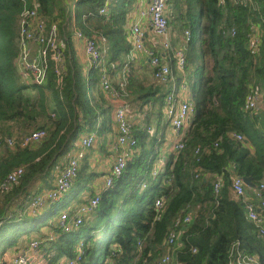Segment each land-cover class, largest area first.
<instances>
[{"label": "trees", "instance_id": "obj_1", "mask_svg": "<svg viewBox=\"0 0 264 264\" xmlns=\"http://www.w3.org/2000/svg\"><path fill=\"white\" fill-rule=\"evenodd\" d=\"M136 1L0 0V135L20 139L34 130L48 132L37 147L5 146L7 150L1 155L0 257L20 239L17 236L4 242L7 229L39 216L26 213L27 203L17 201V197L21 193L29 195V186L38 175L48 177L81 135L112 129L108 117L111 108L93 95L94 88L100 86L98 68L84 74L73 51L66 55L70 34L76 27L89 38L98 42L103 39L113 52V60L121 62L131 46L127 18ZM34 2L48 26L57 24L66 60L71 55V64L65 62L62 85H57L49 58L47 86H33L35 93L27 91L28 86L22 82L17 60L21 14ZM106 4L109 15L100 13ZM167 4L171 27L190 30L184 69L179 70L175 62L172 66L177 82L185 80L188 84L195 106L185 146L152 175L168 127L164 105L172 86L171 82H156L146 87L130 71L127 89L138 101L139 114L133 119L137 145L121 175L100 192L93 214L74 231L61 232L54 242L42 245L48 264H55L62 256L74 257L81 240L80 264H160L169 231L177 218L189 214L191 221L178 227L183 230L184 241L179 264H228L231 244L236 240L240 251L264 264V245L257 227L230 191L233 172L250 177L255 185L264 182V109H245L246 98L254 88L263 93L264 101V0H167ZM252 24L262 32L257 56L248 47ZM49 98L55 102L52 111H48ZM231 133L242 134L245 139L238 140ZM86 159L87 154L80 161L70 196L58 205L55 214L61 208L74 209V201L82 204L94 196L83 192L87 188L82 185L93 176ZM19 166H25L19 182L1 192L7 174ZM219 177L224 183L216 194L214 183ZM161 197L165 203L158 215L155 201Z\"/></svg>", "mask_w": 264, "mask_h": 264}, {"label": "built area", "instance_id": "obj_2", "mask_svg": "<svg viewBox=\"0 0 264 264\" xmlns=\"http://www.w3.org/2000/svg\"><path fill=\"white\" fill-rule=\"evenodd\" d=\"M246 2L247 0H240ZM31 8L24 9L21 14V33L18 39L20 48L18 64L22 79L31 80L32 83L38 86H46L48 80L47 63L50 60L53 62V71L56 74V82L58 86L63 83V77L66 73L64 44L59 39L58 26L56 23L48 26L45 20L39 16L37 10V3H32ZM168 4L167 0H150L146 9L137 11V20L129 22V40L131 49L129 56H133L136 51H145L149 57L150 62L155 69V78L159 82L168 83L173 79L174 72L171 65L162 61L159 53L155 49H148L144 44L145 31L142 23L147 21L151 30L157 36L155 41L158 46L169 50L171 48L169 22H168ZM101 14H108L109 9L106 4L101 10ZM185 41L190 39V30H184ZM74 36L84 42L85 51L91 58L95 66L98 68L99 85L108 91L114 98L119 97V91L111 83V71L116 68L114 63L109 66L105 64L104 53L99 46L97 40L89 38L83 32L76 28ZM155 40V39H154ZM262 42L260 37L251 28L249 35L248 47L253 55H258ZM38 46V49L34 48ZM187 57V47L179 49L173 53V59L176 62L179 70L184 69ZM185 84V82H184ZM258 92L250 93L245 101V109L252 111L258 107L260 98ZM136 103L130 101L124 102L118 106L113 116L117 135L115 141V163L111 171L105 177V190L109 188L116 177L120 176L126 166V159L132 153L137 145V140L134 136V123L132 119V108ZM165 113L170 123L171 137H176L177 140L173 143V152L177 157L185 146L186 137L192 127L195 106L190 99H185L177 96L175 87L166 96ZM131 115V117H130ZM238 140H244L242 134L232 133L231 135ZM47 137L45 129H38L29 134L23 135L20 139L11 136H0V148L8 146L16 148L17 146L26 147L35 144ZM96 132L85 133L80 136V143L76 151L65 161L62 168L56 175L54 180V188L37 195L31 202L26 213L40 215L47 203L57 204L62 193L68 191L78 176L80 161L88 151L94 148L97 141ZM218 143H215L217 146ZM200 147L196 149V152ZM153 169L152 174L156 175L162 168ZM24 166H19L11 170L1 184V192L9 191L24 173ZM222 178H218L214 183L215 193L218 194L223 186ZM230 191L232 198L236 201H241L248 219L257 227V236L264 245V182L253 187L247 185L244 178L233 172L230 176ZM251 192L250 194L248 192ZM250 195V196H249ZM42 197V198H41ZM100 202V192L94 195L90 200L84 204L77 205L74 209L70 207L64 208L60 213L58 212L56 221L50 223V230L53 233L49 236L36 237L29 240V242L20 248L14 254L10 264H35L38 259V250L42 249L45 243H52L56 240L61 232L70 233L77 229L84 220H87L92 214L97 204ZM156 208L160 215L164 208L165 199L163 197L156 200ZM75 210L74 215L70 214ZM192 216L186 215L176 219L174 228L171 229L165 239L166 251L160 259V264H179L177 257L178 253L184 246L181 231L178 227L181 224H188ZM48 226V227H49ZM82 245L76 247L77 254L71 258H64L56 264H80L83 256ZM240 242L233 241L230 248V259L228 264H262L253 255L245 254L239 250ZM142 242H138V250L140 251ZM43 250V249H42ZM195 251V249H194Z\"/></svg>", "mask_w": 264, "mask_h": 264}, {"label": "crops", "instance_id": "obj_3", "mask_svg": "<svg viewBox=\"0 0 264 264\" xmlns=\"http://www.w3.org/2000/svg\"><path fill=\"white\" fill-rule=\"evenodd\" d=\"M150 0H137L131 9L130 14L128 15L127 18V29H129V22H133L137 20L138 17V12L141 9H146ZM171 9V7H170ZM109 15V13L107 14ZM169 8H168V16H169ZM171 15H172V10H171ZM143 29L145 31L144 35V44L148 49H155L157 53L160 54L162 61L167 62L173 66V62L175 60L173 59V53L179 49L187 47V42L185 41L184 38V29L183 31H179L175 28H172V31L170 30V41H171V48L169 50L163 49L161 46H158V44L155 42L157 40V36L154 34V32L151 30L150 26L148 25L147 21L142 23ZM251 28L256 32V34L260 37L261 42H262V32L260 27L257 24H252ZM76 27L74 28V30ZM74 30L70 34V41L68 42V48H67V56L68 54L73 51L74 56L76 58V63L77 65H81L84 74H87L88 71L92 68L95 67V63L91 60V58L88 56V54L85 51L84 47V42L78 40L74 36ZM66 40L68 37H63ZM155 39V40H154ZM98 42V41H97ZM99 46L101 47L103 53H104V58H105V64L109 66L111 63H114L116 65V68L111 71L112 74V80L111 83L114 87H116L119 91V97L114 98L108 91L103 89L101 86L95 87L93 91V95L96 96L98 99L102 100L107 106L111 108L110 113L108 115L109 119L113 122L112 124V129L104 131L102 133L97 134V141L94 145V148L87 153V161L89 163V169L93 173V176L89 178V180L82 185L83 187L87 188L83 192H90L93 193H99L102 191V189L105 186V177L106 175L111 171L115 155H114V148H115V139H116V125L114 122V114L116 109L118 108L119 105H121L124 102L130 101L131 103H136L135 107L132 108V119H136L138 117V110H137V100L135 96L127 89V82H128V77L130 74V71L132 72V75L136 77L137 79L140 80V82L148 87L149 84L152 83H162V84H167L163 82H159L155 78V69L153 65L150 62V57L145 51H136V53L133 56H129V52L124 56L123 60L121 62H117L113 60V52L106 47L105 42H103V39H99ZM64 44V43H63ZM65 47V44H64ZM132 46H130L131 49ZM66 55H65V62L67 61L68 64H71V55L68 57V60H66ZM253 55V54H252ZM255 56V55H254ZM257 56V55H256ZM176 63V62H175ZM67 65V64H66ZM173 69V67H172ZM20 71V69H19ZM22 82L28 86V90H31L33 93L36 92L35 89H33V86H38L34 83H32L31 80H25L22 79ZM172 88L175 87V92L177 96L181 98L188 99L189 97V88L186 85L185 80H181L177 82L175 77L173 76V79L170 81ZM185 82V84H184ZM169 83V82H168ZM47 86V85H46ZM46 86H38V87H43L46 88ZM172 90L169 89L168 93L171 92ZM92 92V91H91ZM253 92H258L259 93V103L258 107L254 109L253 111H258L259 109H264V101H263V93L259 91L257 88H254ZM167 93V94H168ZM166 94V96H167ZM166 98V97H165ZM50 104L48 111H52L55 108V102L52 101V99L49 98ZM52 103V104H51ZM156 125H153L152 128H156ZM97 133V132H96ZM232 135V133H231ZM1 136V135H0ZM23 136V135H22ZM80 138V137H79ZM77 139L76 145L74 144L72 150H76L79 146L80 139ZM169 138H171L169 140ZM168 139L165 143H163L162 148L160 149V161H158V164L156 165L163 168L164 164L167 162V160L170 158L171 155L174 156L173 152V143L176 141V137H171V130L170 127H167L166 130V135H165V140ZM137 140V139H136ZM41 141L36 142L35 144H32V146L37 147ZM8 147V146H7ZM20 147V146H19ZM5 146H2L0 148V159L1 155L5 152ZM15 149V148H14ZM71 151L66 154L65 156L61 157L58 162L55 164V166L51 169L50 174L48 177L44 178L45 176L43 174L38 175L30 184L29 186V195L26 196L25 194H20L17 197V201L19 200H25V198H31L35 194H38L44 189L51 188L53 185L54 177L56 174L60 171L62 168L63 164L65 161L70 157L72 154ZM155 167V166H154ZM153 167V169H154ZM158 168V167H157ZM153 171V170H152ZM220 178V177H219ZM222 178V177H221ZM223 180V178H222ZM249 194L251 193L250 191L248 192ZM24 198L22 199V197ZM86 197V196H85ZM15 200V201H16ZM77 200V199H76ZM26 208L25 212H27L28 207L30 205V200L29 202L26 201ZM44 227L39 231L34 234L41 233L43 231ZM40 236V235H39ZM26 237V236H24ZM31 237V236H30ZM26 241H29L30 239H25ZM46 245V244H43ZM47 252V251H46ZM63 257V256H62ZM60 257L56 263L60 262L62 258ZM2 257H0L1 261ZM11 263V260H10ZM1 264V262H0ZM48 264V263H47Z\"/></svg>", "mask_w": 264, "mask_h": 264}, {"label": "rangeland", "instance_id": "obj_4", "mask_svg": "<svg viewBox=\"0 0 264 264\" xmlns=\"http://www.w3.org/2000/svg\"><path fill=\"white\" fill-rule=\"evenodd\" d=\"M170 21V15L168 16V22ZM170 30H171V25H170V22H169V34H171V32H173L172 30H171V32H170ZM198 41H199V39H198ZM64 42V41H63ZM261 46H262V44H261ZM261 46H260V49H261ZM64 56H65V51H64ZM96 67V66H95ZM186 85H187V87L189 88V86H188V84L186 83ZM170 93V92H169ZM194 93H196V92H194ZM48 96L50 97V93H48ZM189 97L190 98H188V99H190L191 100V102L193 103V100H192V94L189 92ZM52 104V103H51ZM194 104V103H193ZM165 106H166V98H165V105H164V113H165ZM253 111V110H252ZM130 117H131V115H130ZM164 118L166 119V121H168V127H170V123H169V120H168V117H167V115H166V113L164 114ZM115 122V121H114ZM116 125V124H115ZM34 131H36V130H34ZM47 131V130H46ZM152 131H155V129L154 128H152ZM31 132H33V131H31ZM30 132V133H31ZM29 134V133H28ZM25 135V134H24ZM116 135H117V129H116ZM47 136H48V132H47ZM1 137H5V136H1ZM11 137H14V138H16V139H18L17 137H15V136H11ZM244 137V136H243ZM117 139V138H116ZM116 139H115V141H116ZM171 138H169V140H170ZM168 139H166V140H164V143L167 141ZM168 140V141H169ZM176 140H177V138H176ZM32 145V144H31ZM30 146V145H29ZM17 147H19V146H17ZM10 148V147H9ZM10 149H14V148H10ZM71 151V150H70ZM69 151V152H70ZM76 151V150H75ZM74 152V150H72L71 151V153H73ZM134 151H132V153H133ZM114 155H115V153H114ZM126 161H127V159H126ZM160 161V160H159ZM114 163H115V161H114ZM113 163V164H114ZM25 167V166H24ZM17 168V167H16ZM157 167L155 166L154 167V169H156ZM25 170V169H24ZM56 175H58V173L56 174ZM153 175V174H152ZM56 177V176H55ZM55 177H54V180H55ZM20 180V179H19ZM19 182V181H18ZM17 184V183H16ZM54 188V181H53V185H52V187L51 188H48V189H44V190H42L41 192H39L38 194H35L34 196H32L31 198L29 197H27V198H25V200H23V201H27V202H29V200H30V202L37 196V195H40V194H42V193H44V192H46L45 193V195L47 196V194H48V192L47 191H49V190H51V189H53ZM69 192V190L68 191H66V192H64V193H62L61 194V196H60V199H59V202L57 203V206L56 207H54L55 206V204L54 203H47L46 204V206L42 209V210H40V215L38 216V218H36V219H29V220H27V222H19L18 223V226H11L9 229H7V231L4 233V235H3V237H2V239H3V241L4 242H7L10 238H13V237H17V236H19L20 237V239L18 240V243L17 244H15V246H13L12 248H8L7 249V251L5 252V254L3 255V257H2V259H1V264H10V260L12 261V257L14 256V254L15 253H17L19 250H20V248L21 247H23V246H25L29 241H26L25 239H32V238H36V237H39V235H37V234H34V233H36V230H41L43 227H44V229H43V231L41 232V235H40V237H42V236H45V235H47V236H49V235H51L52 233H53V231L52 230H50V226H49V221H50V223H53L54 221H56V218H57V214H55L56 213V209L57 208H59L58 207V205L60 206L65 200H67V198L70 196V194L68 193ZM97 194H99V193H95L94 195H97ZM24 198V196L22 197V199ZM42 198V197H41ZM100 198H101V194H100ZM90 200V199H89ZM157 200V199H156ZM156 202V201H155ZM77 203V204H76ZM74 204H76V205H78V204H80V203H78L77 201H74V203H73V205ZM82 204H84V203H82ZM156 204V203H155ZM18 205V202H16V203H14V204H12L11 206H10V209L12 210V209H14L16 206ZM98 205H99V203L97 204V206H96V208L94 209V211L98 208ZM52 208V209H51ZM64 208H61V209H59L58 210V212L60 213L62 210H63ZM93 211V212H94ZM74 213H75V210H73V211H71L70 212V214L73 216L74 215ZM37 221V223H35ZM49 226V227H48ZM24 236H26V237H24ZM31 236V237H30ZM183 236V230H182V232H181V237ZM39 237V238H40ZM83 242H82V240L76 245V246H78V245H80V244H82ZM142 247V246H141ZM141 250V249H140ZM138 252H140L139 250H138ZM38 254V259L35 261L36 263L35 264H47L48 262V259H47V261H46V256H45V251L44 250H42V249H39L38 250V252H37ZM165 253V252H164ZM163 256V255H162ZM161 256V257H162ZM179 256V253H178V255H177V257ZM62 258H65V257H62ZM161 259V258H160ZM56 264V263H55Z\"/></svg>", "mask_w": 264, "mask_h": 264}, {"label": "water", "instance_id": "obj_5", "mask_svg": "<svg viewBox=\"0 0 264 264\" xmlns=\"http://www.w3.org/2000/svg\"><path fill=\"white\" fill-rule=\"evenodd\" d=\"M244 181H245V183H246L247 185H249V186H251V187L255 186V184L253 183V181L251 180L250 177H244Z\"/></svg>", "mask_w": 264, "mask_h": 264}]
</instances>
